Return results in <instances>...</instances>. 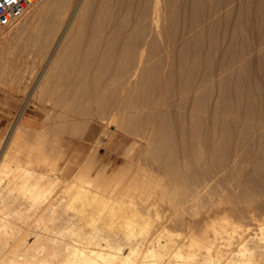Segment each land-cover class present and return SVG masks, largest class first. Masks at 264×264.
<instances>
[{"label": "rangeland", "instance_id": "374dc122", "mask_svg": "<svg viewBox=\"0 0 264 264\" xmlns=\"http://www.w3.org/2000/svg\"><path fill=\"white\" fill-rule=\"evenodd\" d=\"M82 1L75 0V3L74 0L68 1L66 3L68 7L60 2L48 5L49 8L47 7L48 9L46 8L44 13L45 17L42 16L34 33L32 35H28L27 31L15 33V36H11L6 47L0 53L1 58L6 61V70L0 72V134L3 135L2 138L0 136V164L3 162V158L11 159L13 156L14 161L12 158L11 161L13 162H9V159L7 162L15 164L17 160L16 164H18V162L23 163L25 161L24 156H21L23 155L21 151V155L19 151L12 152L13 156L11 157L9 153L11 148L8 147L11 139L15 137V131L22 128V120L28 117L35 118L34 120L38 122L39 120L43 121V126L45 125L44 127L48 130L47 136L56 140L57 145H61L65 149L67 146L70 154L76 150L86 151L91 148L95 151L98 148L97 166L100 167L103 163L109 165L125 163L126 158L116 144L103 143L97 147L92 146L91 141L86 139L85 133L88 123L93 120L94 123L99 124V112L107 111L113 104H119L116 103L118 100L115 97L114 89L117 87V83L113 78L112 66L87 65L86 59L88 57L101 58L103 56L102 49L110 40L113 43V52L116 54L118 38L130 31L134 34V25L141 17L144 9L142 7H144L146 0H87L85 1L86 7H83L82 16L78 18L75 16V12L78 4ZM197 2L193 7H187L185 11L182 2L179 1L181 7L177 10L178 16L174 18L175 15L173 14L174 17H170L172 20L169 19L167 20L169 22H165L164 34L175 41V46L182 42L181 45L184 46L182 53L183 51L185 53L183 57L188 62L185 68L182 65L183 67L179 69L180 55L177 52V55L175 53L173 56L174 68L166 67L167 74L170 71L173 74L175 72L171 93H167L165 97L162 87H159L161 85L158 86L159 83L154 79L155 71L146 72L152 77V84H155L154 87H156L155 94L145 101L148 103L145 105L149 107L146 108L152 111H150V117L156 124L155 131L157 132L163 123L171 126V134L169 135L171 144H156L151 147L149 154L141 158L147 169L154 172L159 178H163V182L170 183L171 190L167 194H160L154 196L155 198L151 197V200L148 199L153 202L147 200L150 208L143 210L147 214L142 211L139 213V215L142 214L141 216L138 214L136 216L137 221L150 220V218L151 221L153 220L150 234L147 235L148 242H156V239H160L164 243L169 237L168 233H172L177 242H190L192 238L200 235V238L206 237L205 235L208 236V233L212 232V225L209 228L208 225L214 223L217 216L223 215L226 211L235 220L241 221L245 226L247 225L246 230L249 235L251 234L250 236H257L260 229L264 227V0H199ZM70 10L71 13L67 12ZM59 12L62 14H58ZM26 17L27 15L23 19H18L19 21H15L12 26L22 25ZM135 20L137 21L135 22ZM65 35L67 41L65 42L64 39L63 42L62 39ZM72 45H77L78 48L72 50ZM53 56L58 58L55 60ZM12 65L15 66V69H11ZM24 65H28L30 71L22 80V86L19 87V90L12 91L8 85L10 77L16 74V69H21ZM114 65L116 66L115 61ZM194 68L197 70V77L203 79L201 101L204 103H201L203 106L200 112V122H202L204 129L201 128V130L202 134H205L203 135L205 143H203L209 147L208 150H212L214 142L217 141V144L224 145L228 140L224 148L229 154L228 162L230 164L228 163L226 166L215 165L216 176L214 175L213 180L211 179L210 182H213L212 184L209 183L211 186H207V189L204 188L203 197L198 200H191V198L188 200L187 196L184 195L183 185L190 181V173L194 170L200 171V169L197 167V163L190 158L191 150L188 147L190 138L187 137L186 145L179 144V123L184 120L187 124L190 118L187 116L185 119L179 118L181 112L178 113L177 106H180L181 111L184 110V112L182 111L183 114L188 115L191 101L187 100L185 104L183 101L180 105L178 97H174L172 93L181 81L180 73ZM4 74L6 77L2 78L5 76ZM144 80L139 82L140 85L138 84L134 95L130 97L131 101L128 99L127 104H132H129L131 109L137 104L135 101L138 99L137 96L142 94ZM87 81L91 83L88 84ZM95 86L101 90L97 92ZM49 98L51 101L48 103L46 99ZM164 98H166L165 101ZM150 102H153V105ZM157 102L158 104H156ZM120 104L123 105L122 102ZM46 106L51 108L50 118H46ZM23 114L24 116H22ZM212 120L213 122L210 123ZM212 123L217 126L213 131L216 134L213 133V136H211L212 132L211 135L208 134V129ZM223 125L228 128V136L222 130ZM11 135L12 137H10ZM214 135L215 141L212 138ZM124 139L127 140L128 137L121 136V141ZM235 149H237L238 155L237 159L232 161L231 156ZM6 152L9 153L10 157H5ZM77 162H80V159ZM135 167L139 168V165L136 164ZM175 177H178V180ZM0 179V205L2 206V198H5L8 191V178L0 177ZM17 186V184H13V187ZM14 192L18 193L17 188ZM212 202L214 204H211ZM127 209L118 206L114 215L107 214L101 220L96 221V224L98 223L95 224L96 226L109 228L107 235H109L110 243H120L124 240L121 239L125 235L124 227H126L128 220L131 217L135 218L136 215L130 213L132 209L130 212ZM249 212L254 218L247 215ZM110 222L113 226L110 225ZM95 225L87 223L86 228L92 230ZM153 225L155 226L153 227ZM111 229L115 231V234L113 231L110 232ZM203 234L204 236H202ZM114 237L117 241L112 240ZM108 240L104 239L101 243L103 241L108 243ZM219 241L222 247L232 248L233 246V243H229L228 246L225 238L222 240L220 238ZM222 241L223 244H221ZM220 245L217 246L220 247ZM237 247H239V243L236 242L234 248ZM262 249L264 250V245Z\"/></svg>", "mask_w": 264, "mask_h": 264}, {"label": "bare ground", "instance_id": "6f19581e", "mask_svg": "<svg viewBox=\"0 0 264 264\" xmlns=\"http://www.w3.org/2000/svg\"><path fill=\"white\" fill-rule=\"evenodd\" d=\"M68 1L71 2V0H39L19 18L23 19L27 15L22 25L13 27L12 25L15 21L6 25L0 24V53L15 33L27 31L28 35H32L40 24L39 22L42 16H44L48 5L56 2L65 5ZM85 1L87 0H83L78 4L76 12L73 10L75 16L78 18L83 14V7H86ZM179 1L182 2L183 9L186 11L187 7H193L199 0H146L145 3L142 2L144 3V7H142L144 9L141 17H136L139 19L138 21L135 20V22L137 21L134 25L135 32L134 34L131 31L127 32L118 38L116 54L113 52V43L109 39L110 42H107L102 49L103 56L101 55V58L88 57L86 59L87 65L112 66V72L114 71L113 78L117 83V87L114 89L115 97L118 100L116 103H123L122 106L121 104H113L107 111H100L99 115L97 114L100 117L99 124H96L97 122L94 123L93 120L88 123L85 133L86 139L91 141L92 146L97 147H100L103 143L116 144L126 158L124 164L109 165L103 163L99 167L96 164L98 148L95 151L91 148L86 151L74 149L76 151L70 154L67 146L65 149L61 145H57L56 140L47 136L48 130L44 127L45 125L43 126V121L39 120L38 122L34 120L35 118L32 119L31 117L22 120V128L15 131V137L9 142L8 148H11L9 151L11 157L13 156L11 153H14V151L23 152V155H21V152L20 155L24 156L25 161L16 164V160L15 164L9 163L14 156L10 159L8 158L10 157L9 153L6 152L5 157L9 159V162H7L8 159L3 158V162L0 164V177L8 178V191L5 194V198H2V206L0 205V264H264V250L262 249L264 245V227L262 226L263 228L260 229V232L256 233L257 236H250L251 234L249 235L246 230L247 225L245 226L241 221L235 220L227 211L223 215L217 216V220L215 218L216 221H212L214 223L209 224L210 226L208 225V228L212 225V232H209L210 235L208 231L211 230L207 229L208 231L205 232L208 233V236L205 235L206 237L203 238H200L201 235L199 237L195 236L190 242H177L172 233H168L169 237L164 243L160 239H156V242H148L147 235L150 232V228H152L151 222L153 220L151 221V218L150 220H140L141 222L136 220L137 214L139 215L143 210L150 208L147 202L148 199L151 200V197L155 198L154 196L164 195L171 191L170 183L163 182V178H159L158 175L147 169L143 165L141 158L149 154L148 152L151 147L156 144H171L169 136L171 134V126L163 123L156 132V124H154L150 117L151 110L146 108L148 106L145 104L148 103H145V101L149 100L156 91L155 84H152V77L146 72H149V70L155 71L154 79L159 83L158 86L161 85L159 87H162V91L166 97L167 93H171L175 72L173 74L170 71L167 74L165 69L166 67L174 68V54L176 53L177 55L178 52V55H180L178 61L179 69L183 67L182 65L185 68L188 64L183 57L185 53L184 51L182 53L184 47L181 45L182 42L178 41L181 43L175 46V41L164 34L165 22H169L167 20L174 17L172 16L173 14L175 15L174 18L178 16L177 10L181 7ZM72 8H74L73 5ZM142 8L140 9L141 11ZM67 12L71 13V10ZM58 14L62 13L59 12ZM58 14L56 15L58 16ZM131 30L134 31V29ZM64 39L66 42V35L62 39L63 42ZM105 40L107 41V39ZM71 48L72 50H76L78 46L72 45ZM53 58L55 57L53 56ZM114 61L116 66L114 65ZM195 65L197 66V64ZM5 68L6 61L0 56V72H4ZM13 68L15 69L14 65L11 66V69ZM16 71L15 75L12 76L10 74V83H8L12 91L19 90V87L22 86V80L26 78L25 76L30 69L28 65H24L21 69H16ZM180 74L181 81L176 88L174 87L175 90L172 95L178 97L180 105L181 102L183 103L184 101L183 104H185L187 100H190L191 106H189L190 109L188 107L190 110L188 112V115H190L188 116L187 114H183L184 110L182 112L181 108H179L180 106L177 104L178 113L180 114L181 112L180 115L178 114L179 118L185 119L186 116L190 118L187 124L184 120L179 123V144L186 145L187 137L190 138V143L188 142V147L191 150L190 158L197 163V167L200 169V171L194 170L189 174L190 181L183 185L185 190L184 195L187 196L188 200L190 198L191 200H198L205 194L204 188L207 189V186H211L209 183H211L210 181L213 180V176L217 173H215L214 166H226L229 163V154L224 148L228 140L224 145L217 144V141L216 143L214 142L213 148L211 147L212 150H208L209 147L206 144L204 145L203 139L205 138L203 135L205 134H202V122H200V112L203 106L201 103H204L201 101L203 79L197 77V70L195 68L188 69ZM5 77L6 75L2 76V78ZM141 80L145 81L143 83L142 94L141 96H137L138 99L135 100L137 104H133L134 108L131 109L130 105L132 104H127L128 99L134 95L133 93ZM95 87L97 92L101 90L99 87ZM139 98L142 100L140 101ZM50 101L51 98L46 99V102L49 103ZM150 103L153 105V102ZM54 104L56 103L54 102ZM141 104L144 105L142 106ZM45 109L47 111L46 118H50L51 108L46 106ZM162 111L164 112L165 110ZM212 124L208 129L209 135L212 132L211 136H213V131L217 127L215 123ZM112 126L114 128H111ZM7 128L10 129L8 126ZM222 130L228 136L229 131L227 126H224ZM0 136L2 138L3 135L0 134ZM121 136L128 137V139L121 141ZM214 137H212L213 140L216 139ZM237 155L238 151L235 149L231 156L232 161L237 159ZM15 159L17 158L15 157ZM79 159L80 162H77ZM136 164L139 165V168L135 167ZM175 179L178 180V177H175ZM13 184H17L18 186L13 187ZM16 188L19 193H17L18 195L14 192ZM187 198L185 199L187 200ZM211 204H214V202ZM118 206L123 209L128 208L129 212L132 209L134 211L132 212L131 210L130 213L136 215L135 218L131 217L126 227H124L125 230L123 231H125V235L121 239H124L125 243H123L124 240L120 243H110L108 240L109 235H107L109 228L106 229L105 226L100 227V225L96 226L98 224H96V221L101 220L107 214L114 215ZM1 207L3 208L1 209ZM250 213L247 215L251 216L250 218H254ZM87 223L96 225L94 228L92 227V230H89L86 228ZM112 231L113 229L110 230V232ZM115 237L112 239L113 241H117ZM220 238L221 240L225 238L227 245L233 243L232 248L222 247L219 244ZM104 239H107L109 242L104 243L103 241L101 243ZM236 242L239 243V247L234 248V243ZM221 244H223V241ZM217 245H220V247Z\"/></svg>", "mask_w": 264, "mask_h": 264}, {"label": "built area", "instance_id": "2783aa9c", "mask_svg": "<svg viewBox=\"0 0 264 264\" xmlns=\"http://www.w3.org/2000/svg\"><path fill=\"white\" fill-rule=\"evenodd\" d=\"M39 0H0V24L17 21Z\"/></svg>", "mask_w": 264, "mask_h": 264}]
</instances>
